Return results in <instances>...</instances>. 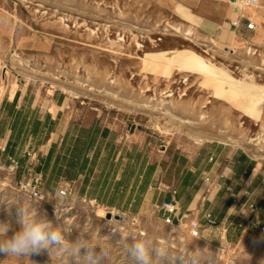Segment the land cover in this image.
Masks as SVG:
<instances>
[{
  "label": "rangeland",
  "instance_id": "rangeland-1",
  "mask_svg": "<svg viewBox=\"0 0 264 264\" xmlns=\"http://www.w3.org/2000/svg\"><path fill=\"white\" fill-rule=\"evenodd\" d=\"M218 1L0 0V101L16 90H32L48 107L54 92L64 93L73 105L92 109L109 125L148 133L170 150L191 155L204 143L220 142L264 157L263 147L247 143L261 133L262 122L249 118L247 111L251 99L264 92V8L257 7V15L250 17L254 29L236 35L225 28L227 34L220 38L224 30L213 32L191 8L178 7L197 3L199 13L208 15ZM178 25L193 28L196 35L189 40ZM191 52L241 80L233 83L235 94L218 96L211 76L180 71ZM217 72L224 78L220 68ZM245 82L248 87L242 86ZM258 109L264 111V102ZM198 137L205 139L201 145ZM29 158L16 174L0 175V239L6 238L7 229L9 237L20 229L18 211L24 208L46 213L54 227H67L70 242L78 237L106 241L112 249L110 264H139L127 249L145 237L162 253L152 252V264H191L194 257L199 264H264V234L244 232L227 242L209 229L194 239L186 226L165 225L159 208L121 213L118 224L98 217L95 202L60 196V188L50 193L43 184L42 197H31L19 186L32 176L24 175ZM65 206L72 208L70 213ZM239 228L243 231L244 225ZM3 259L0 264H59L57 255L50 257L47 250ZM73 264L86 262L78 258Z\"/></svg>",
  "mask_w": 264,
  "mask_h": 264
},
{
  "label": "crops",
  "instance_id": "crops-1",
  "mask_svg": "<svg viewBox=\"0 0 264 264\" xmlns=\"http://www.w3.org/2000/svg\"><path fill=\"white\" fill-rule=\"evenodd\" d=\"M229 1L219 0L208 15L199 13L197 3L178 7L191 8L213 32L227 28L245 35L251 16ZM222 32L220 38L227 34ZM27 156L32 158L24 175L40 174L48 192L70 186L71 198L108 212L146 214L162 201H176L179 212L191 211V217L203 219L211 211L213 229L227 242L259 233L255 221L264 225V157L220 142L204 143L191 155L170 150L148 133L109 125L64 93L54 92L48 107L32 90H16L0 101V161L12 157L23 167Z\"/></svg>",
  "mask_w": 264,
  "mask_h": 264
},
{
  "label": "clouds",
  "instance_id": "clouds-1",
  "mask_svg": "<svg viewBox=\"0 0 264 264\" xmlns=\"http://www.w3.org/2000/svg\"><path fill=\"white\" fill-rule=\"evenodd\" d=\"M64 211L68 214L71 208L65 206ZM18 217L20 229L10 237L7 229L6 238L0 239V256L5 257L3 260H19L47 250L50 257L53 253L57 255L59 264H73L78 258H82L86 264H106V261L110 264L112 249L106 241L78 237L70 242L66 239L67 227H54L46 213L21 208ZM127 251L139 264H152L153 251L162 255L148 244L147 237L135 240ZM191 264H199L198 259L194 257Z\"/></svg>",
  "mask_w": 264,
  "mask_h": 264
},
{
  "label": "bare ground",
  "instance_id": "bare-ground-1",
  "mask_svg": "<svg viewBox=\"0 0 264 264\" xmlns=\"http://www.w3.org/2000/svg\"><path fill=\"white\" fill-rule=\"evenodd\" d=\"M237 1V7L238 8H241V9H244L245 10V12L249 15V16H251V17H254V16H256L257 15V12L255 11V9H257V7H259V8H264V0H258V2H257V4L256 5H247V4H243V3H241L240 2V0H236ZM176 5H177V3H176ZM243 7H245V8H243ZM237 8V9H238ZM55 15V14H54ZM60 18V17H59ZM62 22V21H61ZM62 26V25H61ZM63 27H65V26H63ZM67 27V26H66ZM65 29V28H64ZM93 30V29H92ZM177 30H178V32L180 31V32H182L183 31V33H184V36H186L189 40H192V38L196 35V32H195V30L193 29V28H188V29H182V25H178L177 26ZM75 32V31H74ZM93 33V32H92ZM96 33V32H95ZM94 33V34H95ZM221 49V48H220ZM231 52H234V54H236V50L234 51L233 49H231ZM247 52L248 53H250L251 52V49L249 48H247ZM154 54L153 55H155V56H160V52L159 51H154L153 52ZM144 56H145V54H144ZM142 57L141 59H144V60H146V57ZM150 60V59H149ZM170 65V64H169ZM221 69L222 70V72H223V76H224V78L217 72V69ZM178 69L180 70V71H190V72H203V73H205V74H207V75H209V76H211L212 78H214V81H213V87H214V89H215V94L216 95H218V96H221V95H224L225 93H234V91H233V88H235L234 87V85H233V83H235V82H240L241 80H239V79H237V78H235L234 76H232V74H230L231 72H229V70L227 69V68H225V67H219V66H217L216 64H214L212 61H210V60H208V62H205L204 60H203V57H202V55H200L199 53H193V52H191L190 53V55H187V56H185V58H184V62H183V64L180 66V67H178ZM250 78H254L253 76H250V75H248ZM229 82H232V83H229ZM225 84H228L229 85V87H230V89H227L226 87H225ZM242 86H244V87H248L249 86V84L248 83H244ZM259 87L260 88H263V85H259ZM71 95H75V96H77L78 94L76 93V91H74V90H71V89H66ZM107 92V91H106ZM227 93V94H228ZM235 94V93H234ZM233 94V95H234ZM246 94H248V95H251L250 93H246ZM80 95V94H79ZM251 97H253V96H251ZM250 97V98H251ZM167 102V101H166ZM175 102V101H174ZM262 102H264V92L262 93V95H259L258 97H256V98H253V99H251V102H250V104H249V106H248V113L250 114V116H249V118H251V119H253L254 120V117H257V118H259V120L262 122V124H261V129H260V131H261V133L257 136V137H255V138H253V137H248L247 138V143H251V145L252 146H257V147H263L264 148V118H262V117H264V111H260L259 109H258V107L261 105V103ZM171 104V103H170ZM246 111V110H245ZM243 129V128H242ZM246 130H248V129H246ZM201 136V135H200ZM195 137V136H194ZM205 138V137H204ZM195 140H196V143L198 144V145H201L202 144V142L205 140V139H203L202 137L201 138H195ZM232 140V139H231ZM233 142V141H232ZM239 143V142H238ZM241 144H243V143H241ZM253 147V148H254ZM262 150V149H261ZM258 152V151H257ZM72 209V208H71ZM112 215H113V217H112V219L111 220H106V221H108V222H116V223H120L119 221L120 220H117L116 219V216L117 215H120L121 213H118L117 211H115V210H110L109 211ZM95 213H96V215L98 216V217H101V218H105V219H107L106 218V215H107V213H108V210L106 211L105 209H103L100 205L97 207V209H95ZM126 217V216H125ZM121 218H122V216H121ZM116 226H117V224H116ZM119 226H121V225H119ZM176 227V226H175ZM123 229V228H122ZM172 231V230H171ZM173 232V231H172ZM179 234V233H178ZM183 242H184V240H183Z\"/></svg>",
  "mask_w": 264,
  "mask_h": 264
},
{
  "label": "built area",
  "instance_id": "built-area-1",
  "mask_svg": "<svg viewBox=\"0 0 264 264\" xmlns=\"http://www.w3.org/2000/svg\"><path fill=\"white\" fill-rule=\"evenodd\" d=\"M240 2L247 5H256L258 0H240ZM231 24L236 28L239 25V20H234ZM247 27L252 30L255 28V25L253 22H249ZM19 169L20 162L15 158L10 157L8 162L0 161V175L16 174ZM42 185L43 179L40 174H33L28 180L19 183L23 192L36 198L42 197ZM71 193L72 189L70 186L59 190L60 196L64 198L70 197ZM158 208L165 225L186 226L190 237L194 239L201 238L204 232L217 226L216 218L211 211L205 212L203 219H200L198 217H191V211L180 213L176 201H162ZM250 209H255V205L251 204ZM252 225L258 229L260 234H264V225H259L257 221L252 223Z\"/></svg>",
  "mask_w": 264,
  "mask_h": 264
},
{
  "label": "water",
  "instance_id": "water-1",
  "mask_svg": "<svg viewBox=\"0 0 264 264\" xmlns=\"http://www.w3.org/2000/svg\"><path fill=\"white\" fill-rule=\"evenodd\" d=\"M233 1H234V0H233ZM112 217H113V215H112L110 212L106 215V218H107V219H112ZM120 218H121L120 215H117V216H116V219L119 220Z\"/></svg>",
  "mask_w": 264,
  "mask_h": 264
}]
</instances>
